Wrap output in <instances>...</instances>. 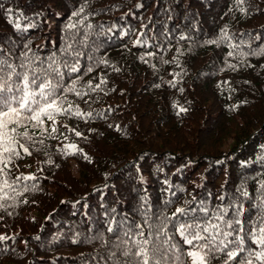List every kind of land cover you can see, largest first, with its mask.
I'll return each instance as SVG.
<instances>
[{
	"label": "trees",
	"instance_id": "1",
	"mask_svg": "<svg viewBox=\"0 0 264 264\" xmlns=\"http://www.w3.org/2000/svg\"><path fill=\"white\" fill-rule=\"evenodd\" d=\"M23 52L78 71L63 70L62 111L0 147V264H118L129 224L201 205L241 221L228 264L260 250L264 0H0V56Z\"/></svg>",
	"mask_w": 264,
	"mask_h": 264
},
{
	"label": "snow or ice",
	"instance_id": "2",
	"mask_svg": "<svg viewBox=\"0 0 264 264\" xmlns=\"http://www.w3.org/2000/svg\"><path fill=\"white\" fill-rule=\"evenodd\" d=\"M7 11L12 13V9ZM83 11L81 7L79 12H73L72 15L78 16ZM15 27L20 29L21 24L17 21ZM68 28L74 29L76 24L70 23ZM68 48L71 49L72 45ZM76 55L79 56L80 53ZM21 56L23 60L20 64L10 63L7 58L0 56V147L4 152L12 151L13 145L18 143L14 134L22 122L31 120L42 123L41 117L52 119L53 112L62 111L59 93L64 79L63 70L71 73L78 71V60L72 65L64 63L61 66L53 56L45 65L39 57L29 56V52H23ZM36 61H39V64ZM20 135L26 136L27 132ZM20 147L28 152L23 145ZM69 147L75 148V145ZM244 195L247 196V192ZM198 210L204 215L190 214ZM227 211L222 209L209 215V210L201 205L199 209L177 207L170 216L164 213L157 217L145 216L143 224H135L134 227L129 224L123 236L118 239L115 247L125 257V260L118 264H184L182 251L179 245L173 242L172 229L179 234L183 243L189 246L186 255L191 259V264H209L210 257L220 252H226L227 260L224 264H228L229 261L238 259L246 249L244 236L241 234L244 229L237 230L236 227L241 221L226 220L224 214ZM153 220L156 222H152ZM260 221L258 226H253L251 233L253 243L260 250L249 253L248 258L242 259L240 264H253L252 257L255 261L264 262V217H261ZM108 231L114 232L115 229L110 226ZM234 233V239H229ZM4 239L6 237L0 236V240ZM111 256L114 258L116 252L111 253Z\"/></svg>",
	"mask_w": 264,
	"mask_h": 264
}]
</instances>
